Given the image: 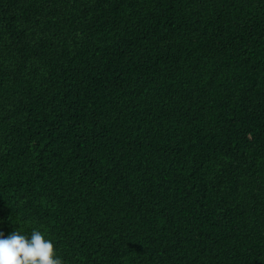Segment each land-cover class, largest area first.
Listing matches in <instances>:
<instances>
[{"label":"trees","instance_id":"1","mask_svg":"<svg viewBox=\"0 0 264 264\" xmlns=\"http://www.w3.org/2000/svg\"><path fill=\"white\" fill-rule=\"evenodd\" d=\"M64 264H264V0H0V231Z\"/></svg>","mask_w":264,"mask_h":264},{"label":"clouds","instance_id":"2","mask_svg":"<svg viewBox=\"0 0 264 264\" xmlns=\"http://www.w3.org/2000/svg\"><path fill=\"white\" fill-rule=\"evenodd\" d=\"M0 264H64L56 254L54 242L37 228L30 234L0 231Z\"/></svg>","mask_w":264,"mask_h":264}]
</instances>
